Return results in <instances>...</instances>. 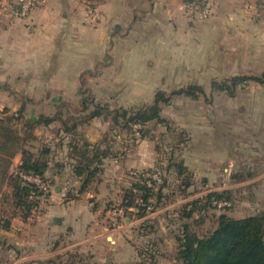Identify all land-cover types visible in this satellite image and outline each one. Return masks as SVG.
Masks as SVG:
<instances>
[{"label": "crops", "instance_id": "0c3cea01", "mask_svg": "<svg viewBox=\"0 0 264 264\" xmlns=\"http://www.w3.org/2000/svg\"><path fill=\"white\" fill-rule=\"evenodd\" d=\"M188 1L93 0L101 15L90 19L83 0H49L25 17L13 16L16 0H0V111L24 108L28 119L61 112L68 120L66 112L80 113L84 94L134 108L152 101L163 80L176 79V65L198 63L191 60L193 48L200 49L199 64L206 67L203 76L187 80L264 71V0H218L212 16L197 20L204 40L192 27ZM178 50L189 60H176ZM205 90L216 103L205 121L184 124L183 176L173 166L172 150L157 149L155 138L137 131L113 128L101 116L79 125L89 142H102L108 151L103 172L80 193L70 134L59 121L35 128L52 147L51 191L27 219L18 214L9 229L0 228V264H153L173 238L179 245L184 223L195 229L193 218L181 211L198 197L228 191L233 205L218 214L240 218L264 211V83L245 81L232 96L212 86ZM20 160L18 153L12 169ZM132 169H159L167 178L164 197L143 216L136 210L115 219L109 208L132 186ZM186 176L191 185L183 193L179 184ZM9 208L5 217L12 215ZM148 248L155 261L140 253Z\"/></svg>", "mask_w": 264, "mask_h": 264}, {"label": "trees", "instance_id": "16d2710c", "mask_svg": "<svg viewBox=\"0 0 264 264\" xmlns=\"http://www.w3.org/2000/svg\"><path fill=\"white\" fill-rule=\"evenodd\" d=\"M248 80L264 83V71L260 75H236L227 80H213L211 86L214 90L225 91L232 96L238 85ZM177 96L200 98L206 96V90L198 83L183 85L171 92L160 88L152 101L134 108L121 105L112 107L109 102H101L94 95L84 94L80 110L84 117L76 120L73 118L65 120L61 112L55 115L40 114L35 119H28L25 117L24 108L18 111L5 108L0 111V192L5 185L10 187V193L4 195L1 192V197L10 198V204L14 209L10 217H5L9 216L6 215V211L0 213V228L9 229L11 219L15 215L19 214L23 219H27L39 204V196L42 193L23 175L40 176L48 180L47 170L52 158V147L39 140L34 133L35 128L49 126L54 121H59L60 130L70 134L69 156L73 159L74 174L81 180L79 192L83 193L103 172V160L108 155V151L101 147L102 142L95 144L89 142L79 130V125L104 116L112 121L113 128L119 126L134 133L139 132L142 138L153 139L154 135L147 126L155 123L171 129L170 121L162 115V107ZM184 141L185 138H181L180 142ZM36 142H39L40 146L34 150ZM157 149H159L158 145ZM18 153H21V160L12 169ZM173 166L179 176H183L186 172L182 161L174 160ZM154 172L161 175L162 181L159 184L147 175ZM132 176L134 182L123 195L121 202L110 206L109 209L121 208L125 217L131 216L132 211L136 210L140 216L156 210L164 197L163 189L167 184V178L159 169L144 170ZM190 185L188 176L181 178L179 186L184 187L181 188L183 193H186ZM220 198L232 199L228 191L211 192L185 204L181 215L193 218L196 223L203 222L210 211L219 209L213 202ZM150 199L153 200L152 209L148 208ZM227 208L230 207L220 210ZM195 213L198 217L202 215V218L197 219ZM213 223V227L202 234L190 228L188 223H184L177 252L182 264H264V211L240 218L222 212L215 214ZM140 253L146 260H156L150 248L140 250Z\"/></svg>", "mask_w": 264, "mask_h": 264}, {"label": "rangeland", "instance_id": "374dc122", "mask_svg": "<svg viewBox=\"0 0 264 264\" xmlns=\"http://www.w3.org/2000/svg\"><path fill=\"white\" fill-rule=\"evenodd\" d=\"M212 16V15H211ZM192 18V27L196 29V36L197 39L204 40V38H199V32L201 31V23L200 21H197L196 18ZM194 19V20H193ZM208 19V18H207ZM206 19V20H207ZM203 22V21H201ZM199 35V36H198ZM197 40V41H198ZM200 49H192L190 51V55L192 56V61L193 62H198L197 64L193 65H184L183 63H180V65H176L175 68V73H176V79L175 80H168L165 79L161 83V86L163 89H165L167 92H171L173 89H176L178 87H181L183 85L187 84H202L204 88L210 91L211 88V82L207 80H187L189 76H196V77H201L203 76L202 73L204 72L202 69L205 68L206 66L200 65L199 61L200 58L198 56V53ZM202 50V49H201ZM213 52V51H211ZM176 55V60H183V57L187 58V54L185 53L184 50L182 51H177ZM210 57V56H209ZM189 60V58H187ZM204 63H206L205 59ZM208 60V58H207ZM210 67V66H209ZM188 68H192V70L189 72ZM186 69V70H185ZM170 77V75H168ZM212 90V89H211ZM207 96H201L200 98H193L191 96H177L172 99V101L169 104H165L162 107V115L166 117L171 124V129H167V127L155 123H151L149 126L150 132L153 130L152 134L154 135V138L157 141V145L160 147V145L163 148L164 152H169L172 150L175 160L179 161L180 159V148L183 143L180 142L181 138H187V131L184 129V124L186 126H189L191 124H198L200 121H205L207 117L210 115L209 110L210 106H214L216 103V97L212 98L213 102H210V93H207ZM104 102V101H101ZM112 107L119 106L120 102L116 100L115 98H112V102H109ZM66 118L70 119L73 118L76 120L77 118L80 119L84 117L83 113H74L71 114L69 111L65 113ZM109 119V118H108ZM83 125V124H82ZM118 130V129H117ZM186 140V139H185ZM40 146L39 142H36V148L34 150H37ZM132 171H139V170H130L131 175ZM50 180V186H51V178L48 177ZM173 179V178H172ZM174 180V179H173ZM199 186L201 184L199 183ZM52 187V186H51ZM10 187L9 186H4L3 190L1 191L4 195H7L10 193ZM0 192V193H1ZM11 200L9 199H3V197H0V213L4 211L5 206H9V213L12 214L14 213V209L12 208L10 204ZM115 206L116 203H113ZM118 204V203H117ZM232 207V206H231ZM230 207V208H231ZM223 209V210H228ZM113 209H110V211ZM222 210H213L210 211L209 216L207 217L206 220L200 223H195V229L199 233H205L209 231L213 225H214V216L215 214H218ZM112 215V214H111ZM212 215V216H211ZM201 216V217H200ZM199 217L197 216V219L202 218V215ZM113 217V216H112ZM117 219V218H115ZM121 220V218L119 219ZM118 223V222H116ZM204 223V224H203ZM200 224V225H199ZM178 243L177 241L173 238L172 244H167L165 249L166 251H163V256L158 259V261L153 262V264H181V260L177 256L178 252Z\"/></svg>", "mask_w": 264, "mask_h": 264}, {"label": "built area", "instance_id": "2783aa9c", "mask_svg": "<svg viewBox=\"0 0 264 264\" xmlns=\"http://www.w3.org/2000/svg\"><path fill=\"white\" fill-rule=\"evenodd\" d=\"M49 0H16L15 2V8L12 10V14L15 17H25L35 7H42L45 6L48 3ZM86 4L87 8V17L90 19H97L101 12L100 10L95 6L93 0H83ZM218 0H190L186 4V11L189 14V16L196 18V20H204L212 15L214 12L216 6H217ZM144 170L139 171H132V174L141 173ZM149 177H151L157 184H159L162 181L161 175L159 173H152L147 174ZM25 179L28 181L34 183L38 189L39 192L42 194L40 196L47 195L51 191L50 186V180H45L41 178L40 176L35 175H23ZM39 196V197H40ZM152 199L149 200L148 208L152 209ZM214 206L217 208H226L231 207L233 205L232 201L226 198H220L215 199L213 202ZM111 214L114 218H121L124 219V211L121 208H113L111 210Z\"/></svg>", "mask_w": 264, "mask_h": 264}]
</instances>
